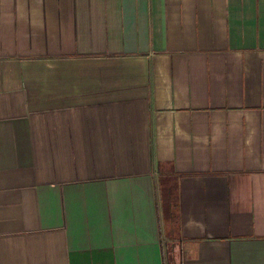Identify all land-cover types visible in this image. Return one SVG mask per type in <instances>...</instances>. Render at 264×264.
<instances>
[{
    "label": "crops",
    "instance_id": "crops-1",
    "mask_svg": "<svg viewBox=\"0 0 264 264\" xmlns=\"http://www.w3.org/2000/svg\"><path fill=\"white\" fill-rule=\"evenodd\" d=\"M0 264H264V0H0Z\"/></svg>",
    "mask_w": 264,
    "mask_h": 264
}]
</instances>
